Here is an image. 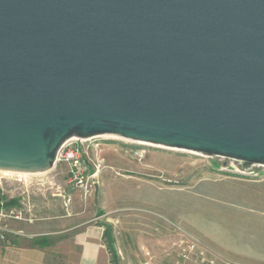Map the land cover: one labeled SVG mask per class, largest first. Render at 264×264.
I'll list each match as a JSON object with an SVG mask.
<instances>
[{"label":"water","instance_id":"95a60500","mask_svg":"<svg viewBox=\"0 0 264 264\" xmlns=\"http://www.w3.org/2000/svg\"><path fill=\"white\" fill-rule=\"evenodd\" d=\"M106 134L264 165V0H0V169Z\"/></svg>","mask_w":264,"mask_h":264},{"label":"rangeland","instance_id":"374dc122","mask_svg":"<svg viewBox=\"0 0 264 264\" xmlns=\"http://www.w3.org/2000/svg\"><path fill=\"white\" fill-rule=\"evenodd\" d=\"M105 136L75 139L96 176L89 197L67 185L68 166L56 162L24 177L30 190L53 200L61 188L98 209L121 264H264V165ZM1 197L8 204L9 191ZM16 197L8 206L22 209Z\"/></svg>","mask_w":264,"mask_h":264},{"label":"crops","instance_id":"0c3cea01","mask_svg":"<svg viewBox=\"0 0 264 264\" xmlns=\"http://www.w3.org/2000/svg\"><path fill=\"white\" fill-rule=\"evenodd\" d=\"M59 190L53 200L41 189L30 191L33 214L25 216L32 219L15 223L23 235L0 241V264H115L105 236L108 221L97 216L98 209L73 203V194Z\"/></svg>","mask_w":264,"mask_h":264},{"label":"built area","instance_id":"2783aa9c","mask_svg":"<svg viewBox=\"0 0 264 264\" xmlns=\"http://www.w3.org/2000/svg\"><path fill=\"white\" fill-rule=\"evenodd\" d=\"M76 137L68 139L58 150L56 163H63L68 166L67 185L78 188L87 197L93 192V183L96 176L90 174L89 154L87 149L77 143ZM7 187V189H6ZM33 182L21 176H6L0 173V193L4 190L9 191L10 199L17 198L16 194L22 196V209L8 206L7 202L0 198V241H6L11 235H23L21 229L12 228L9 224L11 220H28L32 216L26 217L25 214H33V204H31V188ZM59 193L62 190L59 188ZM18 190L19 193H15ZM9 199V200H10ZM71 197H67V202Z\"/></svg>","mask_w":264,"mask_h":264},{"label":"bare ground","instance_id":"6f19581e","mask_svg":"<svg viewBox=\"0 0 264 264\" xmlns=\"http://www.w3.org/2000/svg\"><path fill=\"white\" fill-rule=\"evenodd\" d=\"M105 137H109V138H114V139H119L120 136L117 135H113V134H106ZM123 138V137H121ZM120 138V139H121ZM125 139V138H124ZM129 140V139H128ZM146 143V142H143ZM151 145V144H150ZM153 145V144H152ZM155 146H159V145H155ZM165 147V146H164ZM0 173H2L3 175L6 176H21V177H28V176H32V175H38L41 174L42 172H22V171H14V170H7V169H0Z\"/></svg>","mask_w":264,"mask_h":264},{"label":"trees","instance_id":"16d2710c","mask_svg":"<svg viewBox=\"0 0 264 264\" xmlns=\"http://www.w3.org/2000/svg\"><path fill=\"white\" fill-rule=\"evenodd\" d=\"M14 201L13 200H9L8 204H12ZM105 236L108 242V247L112 253V260L115 264H118V256H117V252L114 248V238L112 236V232L109 228H106L105 230Z\"/></svg>","mask_w":264,"mask_h":264}]
</instances>
